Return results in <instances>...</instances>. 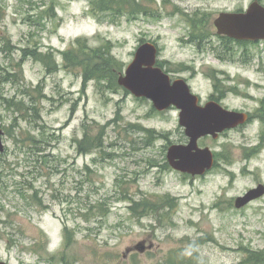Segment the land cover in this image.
Wrapping results in <instances>:
<instances>
[{
	"label": "rangeland",
	"instance_id": "1",
	"mask_svg": "<svg viewBox=\"0 0 264 264\" xmlns=\"http://www.w3.org/2000/svg\"><path fill=\"white\" fill-rule=\"evenodd\" d=\"M253 2L146 1L152 14L115 24L91 16L90 0H0V128L6 146L0 155V262L180 264L182 258L185 264H242L253 254L264 259V196L235 207L238 197L264 185V42H222L214 25L221 13L245 11ZM53 6L57 19L51 17ZM202 17L213 36L207 40L204 34L198 47L190 42V20ZM78 38L89 39L92 47L109 40L125 69L141 44L155 43L159 64L173 80H186L203 106L214 93V75L227 93L223 107L251 119L216 140H200L201 148L215 154L212 171L181 174L167 160L171 145L189 142L180 111L157 112L151 101L123 88L101 94L95 82L84 94L81 74L65 70L59 55ZM36 45L56 52L57 73L49 75L30 59L23 70L18 67L22 50ZM10 73L15 83L7 82ZM11 101L30 107L29 114L17 113ZM95 122L108 126L104 151L80 153L75 141ZM135 127L154 131L156 139ZM31 136L37 144L28 141ZM39 151L48 156L47 165L36 162ZM29 184L41 203H27L19 193ZM169 200L174 208L162 206ZM143 201L160 203L158 213L133 214V203ZM142 243L144 253L136 249Z\"/></svg>",
	"mask_w": 264,
	"mask_h": 264
},
{
	"label": "water",
	"instance_id": "2",
	"mask_svg": "<svg viewBox=\"0 0 264 264\" xmlns=\"http://www.w3.org/2000/svg\"><path fill=\"white\" fill-rule=\"evenodd\" d=\"M214 25L220 36L236 41L264 42V5L255 0L244 12L221 13ZM158 54L155 44L147 42L140 45L133 62L120 76L119 85L136 98L152 101L159 112L172 107L180 110V126L184 128L189 142L170 146L168 163L182 174L204 176L214 168L215 155L210 148H201L199 141L206 137L216 140L224 132L245 125L248 115L227 110L215 101L202 106L199 96L192 92L184 79L172 81L170 75L157 66ZM4 136L5 133L0 128V154L6 149ZM1 172L0 168V179ZM263 196L264 185H259L245 196L237 198L235 206L237 209L244 208ZM137 249L144 253V243Z\"/></svg>",
	"mask_w": 264,
	"mask_h": 264
},
{
	"label": "trees",
	"instance_id": "3",
	"mask_svg": "<svg viewBox=\"0 0 264 264\" xmlns=\"http://www.w3.org/2000/svg\"><path fill=\"white\" fill-rule=\"evenodd\" d=\"M153 1L154 0H90V9L89 14L94 18L103 22L107 18L110 22L118 24L119 21L126 17L129 21L137 20L139 15L149 16L150 12H148L147 8L143 5V2ZM260 3H264V0H258ZM164 3H168L169 0H163ZM264 5V4H263ZM55 6L50 9L51 17L57 19V14L55 11ZM203 25H206L205 18L202 17L200 19H192L190 20V26L193 29L192 37L190 38V42L196 44L198 47H201L204 43V37L207 33V40L209 37H212L211 31L209 32L204 28ZM205 34V35H204ZM2 40L6 43V46H9V39L6 34L2 32ZM222 42L226 43H235L238 46H247L249 44L254 43H241L235 42L226 37H219ZM114 45L109 41H103L99 46L92 47L89 39L78 38L72 42L70 47L60 52L59 55L62 57V65L65 70L69 72L79 71L83 79V93L85 94V90L90 82L96 83V88L99 93H104L106 91L109 92H118L122 88L119 86V78L125 71V64L118 60L113 55ZM30 59L36 63L43 65L45 70L49 75L55 74L59 71L60 65L57 61L56 52L53 50L49 52H42L39 46H34L30 48H26L22 50L21 61L18 64L19 68H23V61ZM23 70V69H22ZM214 82V95L217 96L219 94L223 95L226 93L224 89L221 87V81L217 76L211 75ZM17 76L15 73L8 75L6 79L7 82L15 83ZM41 90V87L38 88ZM218 97V96H217ZM219 99V98H218ZM13 105V107L17 110V113L20 114H29L30 107H25L24 103H17L14 101L9 102ZM27 106V105H26ZM23 107V108H21ZM139 130L145 132L151 139H156V133L151 130L143 129L142 127ZM108 126H102L99 123H94L92 126L85 127L84 137L81 140H76L77 149L80 153L87 154L91 152H103L106 144V136H107ZM45 131H41L43 135ZM30 136V134H29ZM29 142L32 144H37V141L34 136L28 138ZM264 142V137L262 139ZM262 142V143H263ZM48 144V143H47ZM34 145H30V149ZM41 155H37L38 158L36 160L37 163L48 164V156L45 155L42 151H39ZM30 184L28 186H24L20 189L19 193L24 197L27 203L30 201L34 202L36 199L37 202L41 203V200L38 199L36 195H30ZM28 197H27V195ZM173 201L169 200L166 204H162L163 207L167 205L169 208H174L175 205ZM155 203H151V201H143L140 203L134 202L132 207L130 208L135 213H150L155 212L158 213L159 207ZM157 208V209H156ZM161 217V216H160ZM69 235L70 232L68 229H65V236L67 239L66 245L69 246ZM180 264H185V260L180 258ZM252 262L253 264H264V259L257 255H250L248 259H246L242 264H249Z\"/></svg>",
	"mask_w": 264,
	"mask_h": 264
},
{
	"label": "flooded vegetation",
	"instance_id": "4",
	"mask_svg": "<svg viewBox=\"0 0 264 264\" xmlns=\"http://www.w3.org/2000/svg\"><path fill=\"white\" fill-rule=\"evenodd\" d=\"M214 94H212V96L209 98V101L208 102H211V101H215V102H218V103H220L221 105H222V101H223V99L226 97V95H227V93H225V94H223V95H221V94H219V95H217V96H213ZM219 98V99H218ZM207 102V103H208ZM206 103V104H207ZM205 104V105H206ZM223 106V105H222ZM240 113H243V112H240ZM245 114H247L248 115V117H249V121H250V119H251V115L249 114V113H245ZM246 125V124H245ZM244 126V125H243ZM241 127V126H240ZM237 129V128H236ZM238 129H239V127H238ZM138 248V247H137ZM136 248V249H137ZM148 250V249H147Z\"/></svg>",
	"mask_w": 264,
	"mask_h": 264
}]
</instances>
